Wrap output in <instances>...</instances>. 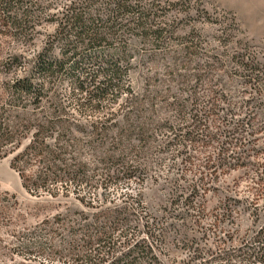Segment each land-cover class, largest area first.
<instances>
[{
	"label": "rangeland",
	"instance_id": "374dc122",
	"mask_svg": "<svg viewBox=\"0 0 264 264\" xmlns=\"http://www.w3.org/2000/svg\"><path fill=\"white\" fill-rule=\"evenodd\" d=\"M70 1L43 0L41 4L50 6L47 13L56 14ZM131 2L144 9L150 26L164 30L158 39L145 40L138 33L122 37L129 54L123 82L140 102L129 105L124 94L115 99L111 89L97 107L92 106L95 103L80 107L77 100L83 102L86 97L76 94L66 75L48 86V101L61 104L66 113L67 139L79 143L63 159L72 171L76 163L82 166L80 189L86 198L74 194V185L65 193L58 183L59 192L55 190L54 195L25 187L24 182L32 188L38 162L32 160L25 166L24 178L11 163L31 140L28 135L14 155L0 161V264H75L85 253H96V247L80 248V236L69 229L100 211L103 225L115 214L113 210L122 211V226L108 232L115 250L120 244L123 248L124 237H145V220L157 224L155 250L161 264H185L195 248L202 253L214 250L219 231L233 235L228 244L235 246L239 237L264 225V0ZM55 30L54 23L43 24L27 45L0 34V96L15 79L31 74L35 56ZM13 56L21 64L9 67ZM30 78L41 83V76ZM212 92L224 99L214 112L217 122L206 124L205 134H215L216 139L204 148L187 144V155H181L182 145L172 140H182L193 115L202 119ZM177 103L185 106V118ZM139 123L148 128L142 144L134 134L131 144L116 146L118 128ZM232 134L241 142L229 138ZM132 148L137 149L133 156ZM209 155L212 162H218L217 179L199 185L192 205L186 207L189 187L197 183L195 171L201 170ZM186 156L192 158L193 170L185 164ZM255 189L263 193L258 217L240 207L229 208L222 217L224 201L247 199ZM175 200L179 201L171 207ZM184 212L185 219L180 215ZM216 218L218 231L212 227Z\"/></svg>",
	"mask_w": 264,
	"mask_h": 264
},
{
	"label": "trees",
	"instance_id": "16d2710c",
	"mask_svg": "<svg viewBox=\"0 0 264 264\" xmlns=\"http://www.w3.org/2000/svg\"><path fill=\"white\" fill-rule=\"evenodd\" d=\"M42 1L0 0L1 35L10 36L13 40L27 45L34 41L37 28L48 23L56 25L54 35L46 37L41 51L35 56L31 74L15 79L4 90L3 97L0 96V161L10 154L14 155L22 147V141L30 135L31 140L27 146L15 154L11 163L24 178L25 166L32 160L38 162L39 169L32 188L24 182L25 187L34 193L45 192L54 195L55 190L59 192L58 183H62L60 189L65 193H69L71 185H74V194L86 198L80 189L83 182L80 175L82 166L77 167L80 166L78 162L72 171V167L63 159L67 152L70 149L75 150L79 143L77 140L67 139V131L70 129L66 113L61 104L48 101L51 100L48 98V86L55 79L66 75L71 80L76 94L86 97L83 102L77 100L76 104L80 107L90 106L92 103H95L92 106L97 107L111 89L117 95L115 99L124 94L129 105L138 106L139 99L132 96L130 85L123 82L129 66V54L122 37L125 34L138 33L145 40L148 37L158 39L164 30L150 26L144 9L138 3L131 2L132 0H71L62 12L56 14L50 13L51 11L47 13L46 10L50 6L44 7ZM114 42L118 43L117 47L113 45ZM9 61V67L21 64L17 56L11 57ZM245 66L249 67L248 64ZM32 75L41 76V83L34 82L30 78ZM101 78L103 80L98 81ZM212 93L208 110L204 112L202 119L198 118V114L193 115L189 127L180 136L182 140L173 138L172 141L182 145L181 155H187V144L191 147L198 144L204 148L215 141V134H205L206 124L217 122V113L214 112L219 110L217 103L224 99L223 95ZM177 107L180 116L185 118V106L177 103ZM243 121L245 120H242V123ZM118 129L119 139L115 144L122 147L124 143L131 144L135 140L134 134H137L139 144H142V139L148 133L144 123L130 125L129 129ZM231 137L236 144L241 142L234 139V134L229 136ZM122 151L126 152L124 148ZM136 151L137 149L132 148L131 156ZM191 159L190 156L184 158L190 169L194 166ZM217 164L218 162H212V156L209 155L200 166L201 170L195 171L197 183L189 187L188 196L184 201L186 207L190 208L192 205L199 192V185L204 187L208 182L216 181L217 177L214 175L219 171ZM117 178L116 176L115 179ZM262 195L261 189H255L247 199L234 198L230 204L224 201L222 205L226 213L222 214V217L228 215L231 207H240L239 209L246 213L251 210L252 216L258 217L257 205ZM90 196L89 200L95 201L90 199ZM176 201L179 200L171 202V207ZM137 204L139 206V202ZM113 211L115 214H112L106 225H103L104 221H100L98 217L103 213L100 211L78 228L69 229V232L80 236V248L87 249L86 251L92 247L98 248L94 254L92 251L85 253L81 258L78 257L80 259L77 258L75 264H161L155 250L157 241L154 230L157 224L149 223L148 219L144 222L147 231L145 237L132 239V235L130 240L122 234L120 238H125V244L122 243L121 250V244L115 250L116 243L108 232L122 226L119 217V212L122 211ZM180 215L184 219L187 216L185 212ZM219 223V218H216L212 226L214 230L218 231ZM164 232L166 233L164 230L162 235ZM224 234L219 231L214 250L202 253L199 248H195L185 264H264V225H259L239 237L235 246L228 244L233 235ZM74 244L70 245L71 249Z\"/></svg>",
	"mask_w": 264,
	"mask_h": 264
}]
</instances>
